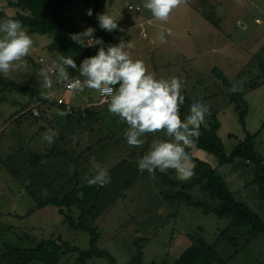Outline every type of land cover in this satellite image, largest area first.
<instances>
[{"label":"rangeland","instance_id":"rangeland-1","mask_svg":"<svg viewBox=\"0 0 264 264\" xmlns=\"http://www.w3.org/2000/svg\"><path fill=\"white\" fill-rule=\"evenodd\" d=\"M196 1L193 3V0H187L186 5L173 12L167 24L192 23L189 29L196 31V25L204 24V12L220 20L217 11L220 10L228 11L234 17H238L240 13L239 16L242 17L238 18L247 22L248 29L243 31L241 27L237 29L229 24L228 29L231 27L233 35H245L246 41L251 43L252 38L256 39L259 34H264V18L262 24H256L254 21L258 14L257 8L252 12L241 8V4L237 7L219 4L214 8V1ZM8 2L9 0H0V11H4L8 16L16 17L18 13L30 14L21 8L10 6ZM259 3L264 6V0ZM142 4L143 0H106L105 8L106 12L115 18L123 16L131 20L132 14L141 15L144 12L131 11L129 5ZM89 9L85 0H77L66 10L67 14L73 17L80 32L87 28L83 23L85 19L90 18L86 15ZM143 10L146 17L151 16L148 10ZM2 19L4 17L0 15V20ZM232 21L234 18L230 22ZM26 30L34 41L31 54L26 57L29 67L14 71L5 78L42 92L45 90L42 88L39 72L41 68L51 67L59 54L49 47L54 40L52 35ZM135 38L137 37H132L134 48L127 49L134 60H143L149 71L152 69V73L156 71L155 61L160 62L161 74L165 79L177 77L183 82L184 101L202 102L209 111L218 113L222 122L219 136L228 154L233 152L239 140H244L249 132L255 135V151L264 158V83L252 91H246L247 86L264 81V50L250 54L246 63L237 58V64L226 67L230 84L236 85L239 89L237 92L244 94L249 107L245 131L240 124L236 105L229 96V87L211 72V66L214 64L226 66V63H220V56H215L218 53L206 56L204 50H198L199 57L195 62L187 60L180 53H174L170 61L163 59L165 55L161 53L155 54V51L153 57L150 55L151 37L147 41ZM157 44L160 45L158 41ZM168 53L170 55L169 51ZM41 59L43 62H40ZM195 65L198 69L192 71L191 68ZM219 68L221 69L220 66ZM68 71L70 76L75 74L72 69ZM50 76L53 80L51 91L54 93L50 98L54 101L63 98L68 106L82 110L86 106L89 107L92 95L100 97L99 93L87 89L72 96L64 89V84L57 81L58 73L51 72ZM30 102V95L4 89L0 91V264H14L13 259L9 257L17 250L35 248L43 237L47 238L53 233L55 238L60 237L64 242L82 249L90 248L89 234L72 230L65 225L53 198L57 196L64 181L70 179V175L74 176L75 171L80 177V186H85V178L94 176L97 166L107 169L108 172H115L122 166L127 168L131 163L135 172L140 175L131 188L125 187L124 180L121 181V187L125 189L124 197L96 222L101 233L97 246L115 256L119 264L131 262L138 254L139 246H143L144 262L147 264L154 261L174 263L194 243L205 240L214 243L230 224V218L205 214L202 209L190 207L183 202L167 201L162 194H171V189L163 184L159 176L155 173L156 178L152 180L147 171L138 170V161L147 153L139 151H149L151 144L157 139L166 140L164 133L151 136L147 134L143 147L134 148L126 143L124 137L127 125L115 122L119 117L108 112L107 104L100 101L97 104L95 111L99 117H90L83 123L74 121L69 123L70 127H66L61 116L49 112L51 107H42L45 114L38 122L22 116L24 107ZM55 110L58 111V108ZM208 118L209 115L206 121ZM49 129L58 133L52 144L42 139ZM231 135L238 139L231 138ZM209 158L214 165L218 164V157L206 156V159ZM219 170L237 197L264 218V201L260 198L258 186L252 183L256 165L240 159L221 166ZM194 192L204 201L211 202L209 193H203L200 187ZM33 193L38 196L37 201L49 203H45L44 207L37 209L31 216L21 218L20 216L26 215L35 205ZM213 203L218 204L217 201ZM234 250V246H230L223 258H229L227 255H232ZM78 256V253H68L59 264H75ZM88 263L108 264L105 259L96 258ZM225 264H264V233L255 236L235 258L227 259Z\"/></svg>","mask_w":264,"mask_h":264},{"label":"trees","instance_id":"trees-1","mask_svg":"<svg viewBox=\"0 0 264 264\" xmlns=\"http://www.w3.org/2000/svg\"><path fill=\"white\" fill-rule=\"evenodd\" d=\"M75 1L77 0H9L8 4L10 6L21 8L30 14L18 13L16 17H10L4 11H0V15L4 19L12 18L21 21L23 27L29 29L31 32L52 35L54 40L49 46L50 49L59 55L71 57L75 60L77 67H79L85 58L96 55L101 46L106 50L108 46L117 45L118 42L115 41L116 31L108 33L101 30L98 26L97 15L104 13L103 5L106 0H85L93 12L94 19H85L83 24L87 28L92 27L95 29L93 37L84 38L85 42L88 44L91 39H94L93 44H95V39H100L103 41V45L83 48L75 44L70 37L72 34H79L81 32L73 17L66 12ZM213 73L229 89L232 87L229 78L221 69L215 68ZM263 83L264 81L249 85L246 87V91L254 90L253 88ZM3 89L5 91H18L30 95L31 102L24 107L22 116H27L33 121L38 122L43 118L42 107L45 106H51V108L58 107L62 111L69 112L65 117L67 121L66 127H70L69 123H74V121L83 123L84 120L90 117H99L95 111L96 108L94 110L89 107L82 110L75 108L68 109L70 106L66 105L65 99L63 104H59L58 101H54L51 98L42 99L40 90L21 85L0 75V91ZM228 93L231 101L236 105L240 124L247 131L246 117L249 107L244 94L239 92ZM192 104L193 102L186 100L180 106V117L182 120L189 114ZM33 106H39L41 109L40 113H42L41 116H37L32 110H29ZM208 119L200 128V136L196 144L197 150H191L192 160L196 165L194 177L186 182H181L176 178L174 170H168L165 173L157 170L156 174L163 184L171 189V194H162L167 201L183 202L190 207L202 209L205 214L211 213L220 218H230L231 222L219 234L214 243H208L206 240L201 241V243H194L174 263L168 261L159 263L154 261L150 264H225L227 259L232 260L235 258L255 236L264 233V218L255 212L249 204L237 197L235 192L231 190L229 182L219 170L221 166L240 159L255 164L256 171L252 183L258 186L260 198L264 201V158L254 149L255 135L247 132L246 138L239 140L233 152L228 154L219 136L222 122L218 117V113L210 110ZM230 137L237 138L233 135ZM208 155L218 157V164L214 165L210 158L206 159ZM109 175L110 182L104 186L89 185L88 183L85 186H80V177L77 171H75L74 176L70 175V179L64 181V184L61 183V185L63 184L61 189L58 194L56 193L57 196L53 198V203L59 210L61 217H63L64 224L72 230L83 231L89 234L91 239L90 248L82 249L69 242H64L60 237L55 238L53 233L47 238L43 237L35 248L17 250L9 257V259H13L12 263L36 264L40 262L59 264L66 254L78 253L79 256L75 264H89L88 262L94 258L105 259L108 264H119L115 256L97 246L101 233L98 226H96V222L120 198L124 197L123 192H125V189L121 187V181L124 180L125 187L131 188L140 175L135 172L131 163L128 164L127 168L122 166L118 171L114 172L111 170ZM199 187L203 193H209L211 202L204 201L199 194L194 192ZM46 190L49 192L47 188ZM32 196L35 205L26 215L20 216L21 218L31 216L37 209L44 207L45 203H49V201H37L38 196L35 193ZM213 201H217L218 204H214ZM225 237L229 238V240ZM232 245L235 248L234 252L230 256L227 255L229 258L224 259V254ZM142 250L143 246H139L138 254L128 264H147L144 262ZM219 250L223 253L222 255Z\"/></svg>","mask_w":264,"mask_h":264},{"label":"clouds","instance_id":"clouds-1","mask_svg":"<svg viewBox=\"0 0 264 264\" xmlns=\"http://www.w3.org/2000/svg\"><path fill=\"white\" fill-rule=\"evenodd\" d=\"M187 0H143L142 7L151 13L155 21L167 24L173 12L186 5ZM92 10L86 15L91 17ZM98 26L108 33L123 31L118 27L116 18L106 11L97 15ZM95 29L86 28L79 34H72V41L80 47L103 45V41L95 39V44H86V37H93ZM169 30L161 27L156 40L167 42ZM34 46L32 37L23 27L21 21L5 18L0 20V75L8 77L10 73L29 67L26 57ZM134 48L132 42L120 40L117 45L105 48L101 46L96 55L85 58L79 67L74 59L58 55L51 67L41 68L42 78L40 93L42 99L50 98L53 80L50 73H58L57 81L63 83L68 94L75 96L86 89L100 94L101 103L107 104L108 112L119 117V122L127 125L124 132L126 143L130 147L141 148L146 143L147 134L164 133L167 139H157L150 150L138 161V170L147 171L155 180L157 170L165 173L174 170L176 178L181 182L192 179L196 165L193 163L191 150H197L196 144L200 136V128L210 115L209 108L202 102H194L189 114L182 120L180 106L184 102L182 95L183 82L177 77L157 79L143 60L133 59L127 49ZM69 69L78 76L69 75ZM239 89L233 85L229 92ZM69 112L60 111L58 115L66 117ZM42 113H40V116ZM58 133L52 129L46 131L42 139L49 144L54 143ZM89 185L104 186L110 182L107 169L97 166L95 175L86 177Z\"/></svg>","mask_w":264,"mask_h":264},{"label":"crops","instance_id":"crops-1","mask_svg":"<svg viewBox=\"0 0 264 264\" xmlns=\"http://www.w3.org/2000/svg\"><path fill=\"white\" fill-rule=\"evenodd\" d=\"M206 2L212 3L214 1L213 7L216 8V5H230V6H239L241 4V8L244 10H255L258 9V14L255 16V23L256 24H262L264 18V6L259 3L260 0H205ZM197 2L196 0H193V3ZM234 3V4H233ZM141 6V5H138ZM142 7V6H141ZM143 8V7H142ZM144 9V8H143ZM130 10V9H129ZM103 11H106L105 8V2L103 5ZM132 11V10H131ZM144 13L139 14H132L131 20H127L126 17L119 16V19L121 22H119V19L116 18V21L118 23V27L120 29H123V31H116V37L115 41L120 42V40H123L125 42H133L132 37L136 36L139 39H145L146 41L150 39L151 42H149L150 46L152 47L151 54L152 57L155 54L161 53L165 55L163 59L172 60L174 53H180L182 54L187 60L195 62L198 59V50H204L206 56L214 55L213 53H218L215 56H220V63H226V66L221 64H214L211 67V72L213 73L215 68L221 67V70L223 73L228 77L226 67L230 66L232 67L234 63L237 62V58H241L243 63H246L250 57V54L256 52L261 53L264 50V34H259V36L255 39L252 38L251 43L249 41H246V36L240 34L239 35H233L232 31H230L229 24L233 26V28L247 30V22L238 17H242L241 15L238 17L232 16L230 12L228 11H218L219 19L212 17V14L203 13L204 18V24L199 26H195L197 29L196 31H192L194 29H189V27H192V23H183L178 24L177 22H171L169 24L161 25L159 21H155L152 16H145V11L142 10ZM204 11V10H200ZM138 12V11H137ZM144 14V15H142ZM202 15V14H201ZM236 15V14H235ZM200 16V15H199ZM234 18V21L230 22L231 19ZM90 19H94V15L90 17ZM197 19V18H196ZM217 20V21H216ZM174 21V20H173ZM234 22V23H233ZM208 26V28L206 27ZM237 26V27H234ZM161 27H164L169 30L168 33H166V40L167 42L164 44L159 43L158 40H156V35L161 29ZM212 32H215L214 34ZM260 32V31H259ZM135 38V39H137ZM157 41L160 45L157 44ZM168 46H165V45ZM169 47V49H167ZM170 52V55L168 51ZM172 50V51H171ZM154 51L156 52L154 54ZM249 51V53H248ZM139 55V51H137ZM137 55V56H138ZM248 57V58H246ZM159 61V60H158ZM174 62V61H172ZM239 62V60H238ZM170 63V62H168ZM237 64V63H236ZM169 65V64H168ZM170 66V65H169ZM155 68L156 71L153 73L157 79H165L163 75L161 74L162 67L160 65V62L155 61ZM198 69L197 65H195L193 68H191L192 71ZM220 69V68H219ZM152 73V69L150 70ZM214 74V73H213ZM79 74L75 72V74H72L71 76H78ZM175 74V76H177ZM70 76V77H71ZM252 91V90H251ZM100 96V95H99ZM101 96L98 97V95H92L91 101L89 102L90 105L89 108L95 109L101 102ZM51 100V99H50ZM100 101V102H99ZM66 103V102H65ZM67 105V103H66ZM70 106V107H69ZM68 109L74 108L73 106L69 105ZM51 107V106H50ZM56 107H53L49 110V112L55 115V113L58 114V112L62 111L58 107V111L55 110ZM87 108V106H86ZM45 114V113H44ZM43 114V115H44ZM63 123L65 126H67V121L65 117H61ZM117 124L119 123V119L115 121ZM114 123V121H112ZM152 134H150L151 136ZM165 139V138H164ZM139 152H148V149H145L143 151Z\"/></svg>","mask_w":264,"mask_h":264},{"label":"built area","instance_id":"built-area-1","mask_svg":"<svg viewBox=\"0 0 264 264\" xmlns=\"http://www.w3.org/2000/svg\"><path fill=\"white\" fill-rule=\"evenodd\" d=\"M129 9L132 11L136 10L138 12H141L143 10V8L141 6H133V5H129ZM93 42H94V39H91L90 43L93 44ZM41 62H43V59H41ZM52 73H55V71H53ZM64 89L67 90L65 86H64ZM58 102H59V104H63L64 99L59 98ZM29 110H32L35 115L40 116L41 109L39 108V106H33V107L29 108Z\"/></svg>","mask_w":264,"mask_h":264},{"label":"bare ground","instance_id":"bare-ground-1","mask_svg":"<svg viewBox=\"0 0 264 264\" xmlns=\"http://www.w3.org/2000/svg\"><path fill=\"white\" fill-rule=\"evenodd\" d=\"M40 62H41V60H40ZM102 99V98H101Z\"/></svg>","mask_w":264,"mask_h":264}]
</instances>
